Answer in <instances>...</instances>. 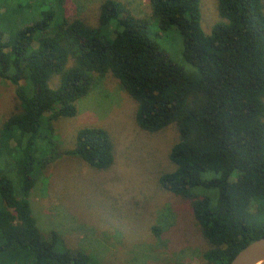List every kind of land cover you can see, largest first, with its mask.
I'll use <instances>...</instances> for the list:
<instances>
[{
  "label": "trees",
  "instance_id": "1",
  "mask_svg": "<svg viewBox=\"0 0 264 264\" xmlns=\"http://www.w3.org/2000/svg\"><path fill=\"white\" fill-rule=\"evenodd\" d=\"M38 1L0 4V73L15 84L19 102L0 128V264L95 263L57 231L40 230L30 196L46 164L61 155L55 121L77 115L96 75L107 73L136 100L141 128L177 127L176 167L159 182L191 202L210 245L206 264H229L264 237V0H218L223 19L209 34L202 0H150L161 29L179 31L191 71L150 37L149 18L121 0H103L97 25L69 18L64 0H52L39 19L18 27L23 9ZM66 153L96 169L115 162L113 137L101 126L80 128Z\"/></svg>",
  "mask_w": 264,
  "mask_h": 264
},
{
  "label": "rangeland",
  "instance_id": "2",
  "mask_svg": "<svg viewBox=\"0 0 264 264\" xmlns=\"http://www.w3.org/2000/svg\"><path fill=\"white\" fill-rule=\"evenodd\" d=\"M121 1L136 16L149 18L150 37L176 63L186 71L194 69L183 56L179 31L175 26L161 29L150 0ZM102 2L64 0V5L69 18L83 17L97 25ZM4 3L12 6L15 0L0 2ZM52 5V0L30 3L22 11L18 27L39 19ZM201 12L202 27L209 34L223 19L218 0H202ZM7 23L13 22L8 19ZM59 78L54 76L51 85L57 86ZM77 105V115L55 121L61 155L46 164L30 196L40 230L46 236L55 230L67 247L92 255L95 263L87 264H206L203 253L210 245L191 202L165 190L159 182L162 173L176 167L170 151L179 139L177 127L172 124L156 132L141 128L136 121V100L112 73L96 75L94 87ZM18 108L15 84L0 73V128ZM84 126H101L111 133L115 147L111 167L96 169L66 153ZM195 191L210 192L201 187Z\"/></svg>",
  "mask_w": 264,
  "mask_h": 264
},
{
  "label": "water",
  "instance_id": "3",
  "mask_svg": "<svg viewBox=\"0 0 264 264\" xmlns=\"http://www.w3.org/2000/svg\"><path fill=\"white\" fill-rule=\"evenodd\" d=\"M229 264H264V237L246 246Z\"/></svg>",
  "mask_w": 264,
  "mask_h": 264
}]
</instances>
